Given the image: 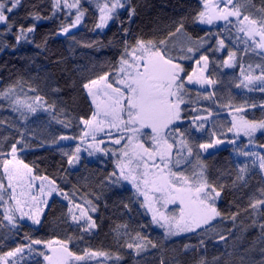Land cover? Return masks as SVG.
Returning <instances> with one entry per match:
<instances>
[{"label":"trees","instance_id":"trees-1","mask_svg":"<svg viewBox=\"0 0 264 264\" xmlns=\"http://www.w3.org/2000/svg\"><path fill=\"white\" fill-rule=\"evenodd\" d=\"M55 1L16 0L0 25V184L6 189L2 168L14 156L56 187L37 227L9 225L0 212V258L46 264L39 246L56 243L76 257H107L89 264H264L262 152L235 141L228 114L264 121V53L233 27L202 26V0H125L102 26L98 12L110 0H78L77 27L76 14L57 12ZM233 6L264 36V0H233ZM138 45L181 67L186 103L166 134L173 166H184L186 175L202 169L219 194L217 218L179 238L156 230L112 157L81 160L73 170L77 142L58 143L79 138L80 123L93 115L85 86L114 76ZM201 59L208 61L207 92L184 85ZM24 100L36 105L18 110L15 103ZM214 141L233 143L199 154ZM251 141L264 148V134Z\"/></svg>","mask_w":264,"mask_h":264},{"label":"rangeland","instance_id":"rangeland-1","mask_svg":"<svg viewBox=\"0 0 264 264\" xmlns=\"http://www.w3.org/2000/svg\"><path fill=\"white\" fill-rule=\"evenodd\" d=\"M15 1L0 0V25L3 24L5 11H10ZM124 1L110 0L102 5L98 12L100 26L109 23L114 13L124 7ZM7 2H11L10 8L5 7ZM202 2V26L233 27L264 53V36L237 12L233 0ZM54 5L57 12L63 10L76 14L75 27L81 23L83 14L78 0H56ZM222 48L220 43L217 49L222 51ZM231 62V59L228 60L225 66L229 67ZM207 70L208 61L199 60L184 85L198 92L209 91L211 82L208 81ZM181 71L179 65L167 62L153 48L138 45L114 76L85 86L93 115L88 121L80 123V137L58 139V143L75 141L78 144L71 160L73 170L81 160L94 162L102 157H112L118 175L141 199L156 230H161L168 238H179L211 224L217 218L216 205L219 201V194L208 186L202 169L195 168L193 173L186 175L182 172L184 166L177 171L173 166L174 148L166 134L178 121L180 109L186 103L179 80ZM35 105L30 100L15 103L22 111ZM228 114L235 141L245 139L247 151L262 152L259 160L263 164L264 148L254 145L251 140L264 134V121H247L239 112ZM232 143L214 141L212 145H202L199 154L206 156ZM181 155L186 157L179 154L181 160ZM1 174L6 189L0 184V212L5 221L9 225L18 220L39 226L56 187L46 178H34L32 171L14 156L4 163ZM39 248L46 264H89L107 258L91 252L76 257L56 243ZM0 264L7 262L0 258Z\"/></svg>","mask_w":264,"mask_h":264}]
</instances>
